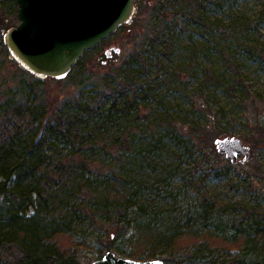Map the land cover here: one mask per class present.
Segmentation results:
<instances>
[{
	"label": "rangeland",
	"instance_id": "374dc122",
	"mask_svg": "<svg viewBox=\"0 0 264 264\" xmlns=\"http://www.w3.org/2000/svg\"><path fill=\"white\" fill-rule=\"evenodd\" d=\"M1 1L0 29L8 31L20 24L19 7ZM137 1L132 21L85 52L64 79L18 82L11 60L17 61L0 45V133L22 127L10 164L30 154L58 114L94 109L83 113L91 149L77 151L61 136L47 147L55 161L85 163L71 192L58 195L63 203L54 213H44V202L27 207L0 191V221L16 216L37 229L36 241L5 238L0 264H17L25 250L38 257L62 250L63 261L71 254L76 264H92L108 251L118 208L128 223L112 244L118 256L264 264V237L251 241L237 232L248 229L241 208H254L264 228V147L252 146L264 133V0ZM38 104L45 109L30 116L27 106ZM225 137L250 147L249 160L240 156L233 164L218 153L214 142ZM90 191L95 196L85 203ZM79 205L71 235L56 233L58 219Z\"/></svg>",
	"mask_w": 264,
	"mask_h": 264
},
{
	"label": "trees",
	"instance_id": "16d2710c",
	"mask_svg": "<svg viewBox=\"0 0 264 264\" xmlns=\"http://www.w3.org/2000/svg\"><path fill=\"white\" fill-rule=\"evenodd\" d=\"M140 0L137 1V5ZM6 3V0H2L1 4ZM14 3V2H13ZM4 23H7V18L2 17L1 19ZM7 25H1L0 29V39L2 34L5 33ZM126 25L121 28L124 29ZM104 43V42H102ZM101 43V44H102ZM0 45L6 50L5 44L0 41ZM99 46V45H98ZM98 46H96L98 48ZM6 55L9 56V52L6 50ZM15 65V77L18 79V82H21L25 77H35L25 69L19 66L17 62L13 59L11 60ZM81 59L78 61L77 65L80 64ZM18 74V75H17ZM38 83H41V79H37ZM135 92V91H134ZM42 105L27 106L30 116L36 117L42 109ZM45 109V108H44ZM91 107H87L84 111H93ZM84 111L77 112L73 115L62 116L57 115L56 120L59 122L57 124L46 123L44 130L42 132L39 140L34 143L30 149V154L24 155V157H19L16 164H10L12 158H15L16 155V135L19 134V130L22 127H16V131L9 129L3 133H0V191L1 194H4L8 200L17 201L19 205L26 204L27 207L34 206L35 202H39L44 205V213H54L59 207L56 206L58 200L63 203V200L60 199L58 195L71 192L73 187L72 180L79 169L85 166L83 161L76 162L74 159L69 161L68 159H57L47 154V147L50 144V141L55 136H61L65 139V142L68 145H72L77 148V151H83L85 149H91L93 144L90 142V138L85 136L84 131L89 125L86 123V115ZM45 112V111H43ZM21 115L18 108L15 109V115ZM19 129V130H18ZM45 132V131H44ZM252 142L253 150L256 152L258 149L264 147V133L262 135L258 134ZM3 178L5 181H3ZM30 182V183H29ZM28 184V185H27ZM78 194V191L76 192ZM90 196L85 197L87 201L85 203L91 202V198L95 196L94 192L90 191ZM36 197L34 199L33 197ZM128 207H132V200L127 199ZM64 208V207H63ZM127 209V208H126ZM248 213V229L242 227L238 228L239 235H245L251 241L259 236V238L264 237V228H259L262 224V221L255 214V209H244ZM92 212L91 216L93 219L96 217L94 214V209H90ZM83 212L82 206L79 205L77 208L73 209L70 213L62 215L63 218L58 219L62 224L58 225L56 233H64L71 235L73 228L77 224L78 218H80ZM126 210L123 211L121 208H118L117 212L114 214L113 226H116V230L113 231V234L108 235V243L106 245L108 251L112 249V244L118 239L123 232L126 230L128 223H126ZM243 222H241V225ZM37 229L33 225H24L20 219L16 216H11L7 222L2 223L0 221V243L2 242H12L18 240L19 238H29L27 235H30L31 241H36L37 237L35 233ZM73 236V235H72ZM7 238V239H5ZM7 240V241H6ZM256 248H259L257 244L254 245ZM56 249V247H55ZM57 250V249H56ZM264 251V249H263ZM59 252L62 250L54 251L46 250L42 257H38L30 252V250H25L23 256L19 258L17 264H76L75 258L70 254L68 256L70 259L63 261L60 259ZM122 255L124 253L120 252ZM154 254L156 253H147L140 257L135 254L134 251L128 252L125 258L138 259L140 260H150L153 259ZM121 257V256H120ZM40 258V259H39ZM74 260V261H73ZM170 260V259H168ZM165 261V260H164ZM167 261V260H166ZM165 261V262H166ZM167 263V262H166ZM238 263V261H237Z\"/></svg>",
	"mask_w": 264,
	"mask_h": 264
},
{
	"label": "water",
	"instance_id": "95a60500",
	"mask_svg": "<svg viewBox=\"0 0 264 264\" xmlns=\"http://www.w3.org/2000/svg\"><path fill=\"white\" fill-rule=\"evenodd\" d=\"M14 1L20 24L6 31L4 43L18 64L39 79L66 78L85 52L129 24L137 8V0ZM214 143L233 164L240 156L249 160L250 147L237 137L218 138ZM92 264L167 263L159 258L120 257L109 250Z\"/></svg>",
	"mask_w": 264,
	"mask_h": 264
}]
</instances>
